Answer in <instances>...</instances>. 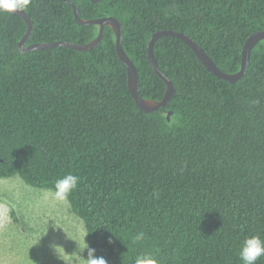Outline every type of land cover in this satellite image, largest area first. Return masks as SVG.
<instances>
[{
    "label": "trees",
    "instance_id": "trees-1",
    "mask_svg": "<svg viewBox=\"0 0 264 264\" xmlns=\"http://www.w3.org/2000/svg\"><path fill=\"white\" fill-rule=\"evenodd\" d=\"M73 1L84 18L121 21L144 98L166 92L147 55L155 31L187 33L234 73L249 35L264 30V0ZM24 9L34 21L26 45L87 43L99 32L80 24L66 0H31ZM26 30L21 15L0 11V177L51 189L68 173L79 176L68 202L108 264H135L145 252L159 264H243V240H264V39L244 77L231 82L180 38H159L155 55L176 92L146 112L129 89L112 27L85 51L23 52ZM141 231L144 240L133 242Z\"/></svg>",
    "mask_w": 264,
    "mask_h": 264
},
{
    "label": "rangeland",
    "instance_id": "rangeland-1",
    "mask_svg": "<svg viewBox=\"0 0 264 264\" xmlns=\"http://www.w3.org/2000/svg\"><path fill=\"white\" fill-rule=\"evenodd\" d=\"M48 189L0 177V264H83L85 223Z\"/></svg>",
    "mask_w": 264,
    "mask_h": 264
},
{
    "label": "water",
    "instance_id": "water-1",
    "mask_svg": "<svg viewBox=\"0 0 264 264\" xmlns=\"http://www.w3.org/2000/svg\"><path fill=\"white\" fill-rule=\"evenodd\" d=\"M67 1L72 4L75 17L80 24L99 25L98 35L87 43H78L75 41H67V40H56V41H48V42H35L29 45H26L33 32L34 21L31 18V16L28 14V12L25 9H23L21 11L12 12V13L21 15L27 23V30L18 44L20 50L23 52H27L33 49L53 48L56 46H67V47L81 50V51L90 50L94 48L95 46H97L103 40L104 35H105L106 26H110L113 28V30L116 33V48H117L119 57L127 66L129 89L134 99L136 100L137 104L139 105V107L146 112H153L167 105L170 102V100L174 97L175 92H176V88H175L173 81L161 70L159 63L157 61L156 55H155V45L159 38L163 36H167V35L180 38L193 49V51L196 53L198 58L203 62V64L211 72L231 82H236L244 77L247 71L248 65H249L250 54H251L252 49L258 42L264 39V30H258L250 34L244 44V48L242 51V64H241L240 70L234 73H228L222 70L217 65V63L210 57L207 51L187 33L178 31L175 29L157 30L151 35V38L148 42L147 55H148L150 64L154 68L155 72L165 81L166 92L163 98L160 100L153 99V98H144L140 94V91H139V88H140L139 70L135 62L126 52L123 46V43H122L123 29H122L121 21L112 15L98 17V18H84L80 15V11H79L77 3L73 0H67ZM93 1L98 2L99 0H93ZM171 113L172 112L170 111L168 115V119H170Z\"/></svg>",
    "mask_w": 264,
    "mask_h": 264
},
{
    "label": "clouds",
    "instance_id": "clouds-1",
    "mask_svg": "<svg viewBox=\"0 0 264 264\" xmlns=\"http://www.w3.org/2000/svg\"><path fill=\"white\" fill-rule=\"evenodd\" d=\"M30 3L31 0H0V11L9 13L21 11L28 7ZM79 180V176L68 173L62 178L57 179L53 187L47 191L54 200L65 202L78 187ZM144 238L145 234L141 231L133 237V242L143 241ZM111 242L112 241L109 240V243ZM85 245L86 246L83 248L81 253L86 250L87 254L86 256L80 255L83 258V264H108L103 257L95 256L94 248L89 247L86 242ZM239 257L243 261V264H256L261 257H264V240H262L259 235L245 238L240 247ZM135 264H159V261L151 252H145L136 257Z\"/></svg>",
    "mask_w": 264,
    "mask_h": 264
},
{
    "label": "flooded vegetation",
    "instance_id": "flooded-vegetation-1",
    "mask_svg": "<svg viewBox=\"0 0 264 264\" xmlns=\"http://www.w3.org/2000/svg\"><path fill=\"white\" fill-rule=\"evenodd\" d=\"M67 1V0H66Z\"/></svg>",
    "mask_w": 264,
    "mask_h": 264
}]
</instances>
